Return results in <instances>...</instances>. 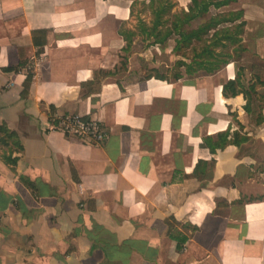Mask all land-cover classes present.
Listing matches in <instances>:
<instances>
[{
    "label": "crops",
    "instance_id": "obj_1",
    "mask_svg": "<svg viewBox=\"0 0 264 264\" xmlns=\"http://www.w3.org/2000/svg\"><path fill=\"white\" fill-rule=\"evenodd\" d=\"M136 1L0 0V125L23 145L16 165L0 145V264H264V77L120 76ZM51 105L108 139L49 129Z\"/></svg>",
    "mask_w": 264,
    "mask_h": 264
},
{
    "label": "trees",
    "instance_id": "obj_2",
    "mask_svg": "<svg viewBox=\"0 0 264 264\" xmlns=\"http://www.w3.org/2000/svg\"><path fill=\"white\" fill-rule=\"evenodd\" d=\"M237 0H191L188 9H183L180 13L173 12L175 2L173 0H150L149 7L153 13V21L149 25L146 21H141L140 33L144 34L147 39H152L154 44H164L173 35L176 36L175 50L179 51L184 46H191L198 42H209L203 47L202 52L196 54L197 59H193L192 63H185L180 61V65L186 66L187 73L193 74L199 69L206 70L209 73H214L222 68L223 65L230 62L227 59H221L222 53H216L214 47L237 44L239 47H244L242 34L245 32L247 21L244 19L245 11L243 9L237 11H230L228 14L218 13L212 15L207 21L202 23L199 27L187 29L185 26L190 24L193 20L205 17L210 13L211 8L219 9L228 6L230 3ZM168 16V17H165ZM165 19V20H163ZM168 19H171L170 21ZM238 21V22H237ZM223 24H231L229 26L220 27ZM137 32L129 30L127 32L120 28V34L123 35L127 41V48L131 46L132 37ZM34 37V43L44 46L46 43V31H38ZM209 36V37H207ZM206 55L207 58H203ZM227 56V55H226ZM230 57V55H229ZM22 65V63L20 64ZM33 72H29L27 80L24 84L23 95L28 93V88L33 79ZM181 74L178 73L175 78H180ZM230 85H234L233 81H229ZM251 87V86H250ZM252 88V87H251ZM91 89L90 92H92ZM253 90V89H251ZM236 90H234V94ZM49 119L56 113V107L50 106ZM85 118H89L86 117ZM222 140H225L222 138ZM225 143V142H224ZM239 144V142H238ZM0 145H3L6 150L3 154V159L11 165H16L19 157L14 156L15 152H22L23 145L20 142L18 135L9 129L6 125H0ZM222 145V144H221ZM175 238L174 235H171ZM178 241V250L183 248V244L187 240L186 237L181 239L176 238Z\"/></svg>",
    "mask_w": 264,
    "mask_h": 264
},
{
    "label": "rangeland",
    "instance_id": "obj_3",
    "mask_svg": "<svg viewBox=\"0 0 264 264\" xmlns=\"http://www.w3.org/2000/svg\"><path fill=\"white\" fill-rule=\"evenodd\" d=\"M175 6L173 12L180 13L183 9H188L191 0H173ZM261 8H264V0H237L230 3L228 6L221 7L219 9L211 8L209 14L205 17L193 20L190 24L186 25L187 29H193L199 27L202 23L207 21L212 15L218 13L228 14L230 11H237L243 9L248 12L249 19H264V13H260ZM168 17V16H165ZM254 17V18H253ZM134 29H129L127 27H121L125 32L132 30L137 32L136 35L132 37L131 46L127 48L126 54L122 59V65L120 66V76L125 74V70L130 68L133 69V75L139 77H147L150 75L174 79L175 76L180 73L182 78H190L193 76H198L202 73H207L206 70L199 69L193 74L187 73L186 66L180 65V61L185 63H192L193 59L196 58V54L202 52L204 46L209 42H198L195 41L191 46H184L181 50L176 51V36L173 35L164 44H154L152 39H147L146 36L140 33L141 21H146L151 25L153 21V13L149 7V2L146 3L143 0H137L134 9ZM244 19L246 17L244 16ZM165 20V19H163ZM169 21L171 19H168ZM238 22V21H237ZM231 24H223V26H229ZM251 30L246 31L242 34L244 47H239L237 44L229 45L227 47L216 46L214 47L216 53H224L221 59L234 60L240 67H257L260 73L264 77V56L258 52V40L264 36V23L259 22L257 24L251 25ZM246 35V40L244 37ZM259 35V36H258ZM258 36V38H257ZM209 37V36H207ZM129 54V55H128ZM227 55V56H226ZM230 55V57H229ZM203 58H207L206 55ZM127 65H129L127 67ZM222 67L225 66L223 63ZM261 76V75H260ZM261 76V77H262ZM264 93V88L261 89L260 94ZM262 105V104H260Z\"/></svg>",
    "mask_w": 264,
    "mask_h": 264
},
{
    "label": "built area",
    "instance_id": "obj_4",
    "mask_svg": "<svg viewBox=\"0 0 264 264\" xmlns=\"http://www.w3.org/2000/svg\"><path fill=\"white\" fill-rule=\"evenodd\" d=\"M49 129L62 131L90 144H101L109 137V131L99 121L80 114L55 113L49 120Z\"/></svg>",
    "mask_w": 264,
    "mask_h": 264
}]
</instances>
